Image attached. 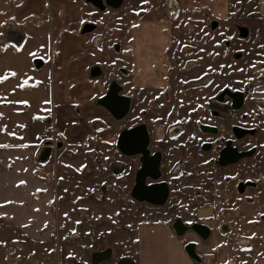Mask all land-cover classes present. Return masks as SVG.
<instances>
[{
	"label": "rangeland",
	"instance_id": "1",
	"mask_svg": "<svg viewBox=\"0 0 264 264\" xmlns=\"http://www.w3.org/2000/svg\"><path fill=\"white\" fill-rule=\"evenodd\" d=\"M19 31L47 35L43 72L52 116L39 128L46 138L34 154L43 191L30 201L46 213L22 228L0 222V259L8 264H91L96 252L108 249L112 258L101 264L123 258L141 262L142 227L164 222L175 233L176 219L187 225L198 221L197 211L187 214V200L177 202L172 214L132 197L139 156L125 157L117 147L127 129L145 124L152 150L162 143L156 139L158 128L185 126L187 116V131L194 137L201 134L200 125L215 123L209 101L227 90L239 91L246 96L238 115L217 124L227 130L235 123L258 129L241 146L264 145L259 0H124L117 9L102 0H0V45ZM1 74L0 80L7 78ZM113 83L131 99L122 120L98 103ZM190 149L187 165L195 170L188 158L195 147ZM257 160L240 169L241 180L258 182L257 191L240 195L238 203L222 196L199 199V210L217 205L214 217L201 219L211 235L179 237L184 247L197 243V264H207L211 254L215 264H264V158ZM193 185L190 181L187 187ZM222 187L211 191L228 189ZM144 260L152 264L150 256Z\"/></svg>",
	"mask_w": 264,
	"mask_h": 264
},
{
	"label": "crops",
	"instance_id": "2",
	"mask_svg": "<svg viewBox=\"0 0 264 264\" xmlns=\"http://www.w3.org/2000/svg\"><path fill=\"white\" fill-rule=\"evenodd\" d=\"M259 4L264 12V0ZM10 36L5 46L0 45V77L2 71L7 76L0 80V222L22 228L31 225L42 210L46 213L30 201L43 191V182L34 172V154L46 138L39 128L52 116V104L46 99L48 79L43 72L47 35L19 31ZM141 238V262L136 264H147V255L152 264H197L186 254L182 239L164 222L142 227ZM0 264L8 263L0 259Z\"/></svg>",
	"mask_w": 264,
	"mask_h": 264
},
{
	"label": "flooded vegetation",
	"instance_id": "3",
	"mask_svg": "<svg viewBox=\"0 0 264 264\" xmlns=\"http://www.w3.org/2000/svg\"><path fill=\"white\" fill-rule=\"evenodd\" d=\"M102 1L106 3L107 6L111 7L106 0ZM95 2L100 3L98 1ZM37 62L41 64V61L37 60ZM122 70L125 69H121V73ZM238 94H241L243 96L244 105L246 95L239 91L232 92L227 90L222 95L217 96L216 99H211V101H209L208 103L210 105V108L212 109L209 112V115L210 118L215 121V123L200 125L199 130L201 131V134L199 132V134H196L194 137H192L190 132L187 131V116L185 126L173 125V127L169 129L158 128L156 139L158 141H162V143L157 144L156 147L152 150L150 149L152 138L149 129L145 124H140L145 125L149 133V159L159 156L158 159L160 161L159 171H157V179H152L149 176L146 178L145 183L147 186L167 185V187L169 188L167 200L163 205H152L147 202L141 203L150 205L159 211L163 210L165 213L175 214L177 213V202H180L181 199L187 200V214L197 211L198 221H194L190 225H187L184 221H182V223L187 227V231L182 237L191 233L193 235H197L203 240L201 235L193 229V227L198 224L207 227L211 233V229L207 225V222L205 223V221H202L201 219L207 220L214 217L217 205L215 206L214 204V208L208 207L199 210V199H203L205 197H213L217 200L218 197L219 199H222V196L229 200L236 199L238 203L240 195L246 196L251 190H254L253 192H255L259 189V184L257 181L241 180V173L243 171L240 170L243 164H246L248 162H255L258 158H264L263 144L259 146L255 145L249 147L241 146L242 141L246 140L247 138L256 137L258 129H246L240 127L239 125H237V123H235L231 124L227 130V128L224 129L223 123L217 124V121H219V119L222 120L225 116H229V114L233 115V113H235L236 116L238 115V111L243 107V105L240 108L236 106L237 101H235V98ZM120 95H122L121 91ZM262 102L264 103V101ZM235 121L238 122V118H236ZM235 129L251 131L254 132V134H245L242 137H239V134L236 133ZM228 132L230 133V135ZM162 145H166L167 150ZM198 145L200 146L199 148ZM187 147L189 150H191V147H195L193 151L188 150V158L190 162L193 165L195 164L197 167L195 170L191 169V165H187ZM234 151L237 155L251 153V156L233 161L234 158L232 153ZM142 158L143 157L140 155V167L137 170V173L142 168ZM212 169H214L216 173H222L223 176L221 175L220 177H217V174H215V172L213 173ZM224 173H226V175H224ZM190 181L196 182L197 185H193V188H188L187 186L190 185ZM220 183L223 185L222 190H224L226 185L228 189L224 190V192L222 193L211 191L213 188L218 190ZM202 206L205 207L209 205L205 204L201 205V207ZM224 208L225 207H223V209ZM178 220L180 219H176L175 223H177ZM201 231L204 232L203 229H201ZM189 244H194L196 246V253L200 257L197 251V243L195 241H190L187 245ZM210 258L211 257L207 258V264H212L209 263V260L212 262V258Z\"/></svg>",
	"mask_w": 264,
	"mask_h": 264
},
{
	"label": "water",
	"instance_id": "4",
	"mask_svg": "<svg viewBox=\"0 0 264 264\" xmlns=\"http://www.w3.org/2000/svg\"><path fill=\"white\" fill-rule=\"evenodd\" d=\"M107 3L112 8H119L122 6L124 0H106ZM115 51L120 52V46H115ZM122 73L127 75V71L122 70ZM121 87L114 83L110 86L107 94L99 100V105L104 107L116 120H122L127 116L131 108V99L120 95ZM237 101L236 106L242 107L243 105V96L238 94L235 98ZM236 133L239 134V137L248 134H254L251 131H245L242 129H235ZM150 143V137L148 130L145 125H140L135 128L123 131L117 141V147L119 151L127 156H142V168L137 173L136 184L132 191V197L139 202H147L152 205H163L168 197L169 188L167 185H152L147 186L145 181L147 177L152 179H157V171H159V156L149 159V150L148 146ZM233 161L244 159L245 157H250L251 153L239 154L237 155L234 151L232 153ZM173 229L175 234L178 237H182L186 231L187 227L182 223L181 220H178L174 224ZM193 229L201 235L203 239H208L210 236V230L203 225H195ZM201 229L204 230L201 231ZM185 252L189 258L200 263L201 259L196 253V246L194 244H189L185 246ZM112 258V251L110 249L104 252H96L91 258V264H101L103 262L110 261ZM80 264V263H79ZM116 264H136L131 258H123L119 260Z\"/></svg>",
	"mask_w": 264,
	"mask_h": 264
},
{
	"label": "snow or ice",
	"instance_id": "5",
	"mask_svg": "<svg viewBox=\"0 0 264 264\" xmlns=\"http://www.w3.org/2000/svg\"><path fill=\"white\" fill-rule=\"evenodd\" d=\"M25 103H27L26 101H25ZM21 183H24L23 181H21Z\"/></svg>",
	"mask_w": 264,
	"mask_h": 264
},
{
	"label": "bare ground",
	"instance_id": "6",
	"mask_svg": "<svg viewBox=\"0 0 264 264\" xmlns=\"http://www.w3.org/2000/svg\"><path fill=\"white\" fill-rule=\"evenodd\" d=\"M209 263H212V262L209 260Z\"/></svg>",
	"mask_w": 264,
	"mask_h": 264
}]
</instances>
